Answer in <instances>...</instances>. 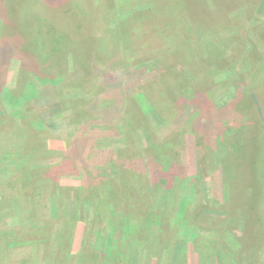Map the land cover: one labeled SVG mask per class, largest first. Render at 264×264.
<instances>
[{
    "label": "rangeland",
    "instance_id": "rangeland-1",
    "mask_svg": "<svg viewBox=\"0 0 264 264\" xmlns=\"http://www.w3.org/2000/svg\"><path fill=\"white\" fill-rule=\"evenodd\" d=\"M89 2L0 0V44L4 45L0 50V66L6 64L0 77L1 89L12 90L13 96H18L26 90L28 81L33 80L34 91L42 90L40 97L32 99L38 101L37 107L28 109L22 116L14 114L15 129L0 133V241L4 237L14 239L13 243H7L9 238L7 242H0L2 264H85L90 261L88 256L78 262L76 253L83 247L86 217L91 219V208L71 200L76 189L82 186L84 175L94 178V173L102 186L115 185V204L121 211L131 212L136 235L144 240L138 247L147 249L151 229L148 226V230H144L147 214L143 216L142 210L147 211L149 198L156 195L153 172L164 174L158 180L171 183L175 188L172 194L166 192L167 197L174 196L170 205L167 200H158L153 209L156 215L163 217V223L156 222L153 231L160 240H169L170 247L151 244L148 252L140 250L137 255L126 250L123 260L108 264H264V209L253 213L251 189L241 192L251 176L247 174L246 180L238 182L237 190L230 181L224 182L222 167L217 162L221 156L219 150L226 148L225 140L232 138L218 136L217 147L207 151L205 139L202 136L199 139L184 121L177 126L175 141L171 140L173 142L161 152L149 154V132L154 131L155 136L162 125V136L166 128L173 129L174 121L179 122L185 112L192 111V106L173 114L172 121H168L173 99L169 98L166 85L170 88L172 81L164 85L150 86L149 83L141 88V82H136L139 75L124 77L141 63L167 58L175 61L172 70L184 73L188 81L215 85L225 77L229 79L232 64L237 66L236 62L243 60L247 65L239 66L241 70L237 68L239 74L251 92L256 90L264 106V62L257 61L264 56V48H253L257 43L256 31H264V0H199L196 3L190 0H101L99 5H92L97 8L91 9L92 12L87 5ZM250 9L255 15L252 18L247 14ZM11 40L14 44L19 41L21 50H15ZM198 58L201 65L195 66ZM99 69L111 73L108 80L103 78V84L108 85L110 91L114 90L115 95L108 94L115 97L100 98L97 88L100 79L96 78ZM37 70L50 77L59 76V83L44 82ZM71 70L77 72L72 74ZM225 72L229 74L225 76ZM184 79L182 74L179 81ZM173 89L175 86L170 90ZM227 89L234 97L235 88ZM241 89L247 99L256 94L252 95L244 87ZM123 90H128L132 96L136 93V99H123L121 105L117 104ZM11 98L10 95L0 96V116L5 113L10 116ZM196 99H211V96L199 93ZM236 99L241 105L237 107L240 116L246 115H238L242 122L249 119L248 113L256 121L264 119V111L257 108L249 111L244 108L241 97L236 96ZM64 105L74 107L75 111L71 112H78L77 118L83 108L86 114L83 112L78 122L72 121L75 118L70 111L63 112ZM109 105H115L120 112L118 117L113 114L117 119L111 128L101 125L107 115L102 108ZM234 106L225 119L235 116ZM61 111L63 114L59 116ZM141 115L145 117L143 121L138 120L137 116ZM50 120L55 123L51 124ZM57 121L60 126L55 127ZM40 122L42 126L37 125ZM32 134H37V139ZM71 137L86 141L70 150L71 156L77 152L85 155L81 165L83 154L76 159L66 156ZM25 165H28V173L40 172L44 178L57 183V187L48 183L42 185L40 193L33 198L22 196L20 192L2 201L5 188L10 187V193L18 189L9 179L21 166L25 169ZM91 165L94 172L90 170ZM87 211L89 217L84 214ZM76 212L79 217L73 215ZM248 212L253 213L254 216H250L254 218H248ZM256 215L262 227L258 233ZM56 216L64 227L56 229L59 235L53 240V228L60 227L59 223L54 226L52 222ZM182 221L186 224L185 231L179 236ZM259 236L263 237L261 244L255 247ZM68 250L72 255H68Z\"/></svg>",
    "mask_w": 264,
    "mask_h": 264
},
{
    "label": "trees",
    "instance_id": "trees-1",
    "mask_svg": "<svg viewBox=\"0 0 264 264\" xmlns=\"http://www.w3.org/2000/svg\"><path fill=\"white\" fill-rule=\"evenodd\" d=\"M180 1H184V0H180ZM100 2L101 0H96V1L90 0L89 4L87 3V5L90 7V12H92L91 9L93 10L97 9L92 5H99ZM190 2L196 3L199 2V0H190ZM238 4H241V1H239ZM247 7L248 6H246L245 8L247 9ZM247 14L248 15L250 14L249 18L255 16L253 10L251 9ZM256 38H257V43L256 42L254 43L253 48L257 49L258 46H262V48H264V31L261 32L256 31ZM11 44L14 45L13 48L15 50L19 48V41L16 44H14L11 40ZM3 46L4 45L0 44V50L2 49L1 47ZM13 48L11 50L12 55H14L15 53V50ZM18 50L21 49L19 48ZM222 51L225 52L226 50L224 49ZM9 57L12 58L13 56H9ZM199 57L201 59V55ZM31 60H33V58ZM257 61L264 62V56L262 55V57H258ZM199 63L201 65V60L199 62V58H198L195 66L198 65ZM174 64L175 61L169 60L167 58L153 59L137 65V67H134L132 71L127 73L128 75L127 74L124 75L125 78H127V76H129L130 74H132L133 76L139 75L136 82H141L139 84L141 88L146 87L149 83L150 86L155 83L164 85L167 84L169 80L172 81L170 88L166 85V87L168 88L167 91L169 93V98L173 99L172 100L173 104L170 108L171 111L169 113L170 118H168V121H172L173 114L178 113L179 111H185L188 105L192 106V111L185 112L183 118L179 119V122L177 121L178 119L174 121V123L171 125L173 126V129L170 127L166 128L167 130L165 129L163 131L162 136H161L162 125L159 126L160 130L157 133H155V136H153L154 131L149 132L150 133L149 134L150 143L148 146L149 154L152 155L154 154L153 152H161L163 149H165V147L169 146L168 143L170 142L172 143L173 141H175L179 128L177 126H180L181 123H183L184 121H186V123L190 125V127L192 128V130L199 139H202L201 136L203 137V139H205L204 144H205V148L206 149L208 148L207 151H212L217 147V142L219 140L218 136L222 135V136H229V138L231 137L232 139L225 140L227 143L226 148L223 147L222 149H220L219 151L221 152V156H219L218 159L216 158L218 164H220L222 167L224 182L227 184V182L230 181L231 185L233 184L236 187H238L237 188L238 190L240 188L238 182L243 181L247 174L251 176L250 182L245 179L246 183L247 182L248 183L246 184V188L244 190H241V192L244 193L245 191L251 189L250 195L252 202L254 203L253 213H256L257 210H259L261 213V211H263L264 209L263 207L264 206V119L262 121H256L255 119H251L249 113L248 114L246 113L247 116L249 115V119L242 122V119L240 117L241 116L244 117L246 115L243 114L240 116V113L237 109V107L240 105L239 99H236V96L241 97L244 103L242 101L240 102L243 103L244 108L248 109L249 111H253L254 108L261 109L262 111H264V106L260 101L263 99H260L258 93H256V90L252 89L253 92L250 91L246 82H243V79L241 77L242 74H239L241 70L239 66L242 67L246 66L247 65L246 61L243 60L241 62L237 61L236 62L237 66L235 64H232L233 68L230 71L232 75L230 76L229 73L225 72V76L229 74V79L225 77L224 81H222L221 83L216 82L215 85L214 84L207 85L201 82L199 85H197L196 82L188 81L184 73L172 70ZM5 66L6 64L0 66V77L5 71L4 69ZM237 68H239L240 70ZM37 71L39 73L38 77L40 79L42 78L44 82L46 80L50 84L59 83L58 82V79L60 78L59 76H57L58 78L57 79L53 76L50 77L49 75H46V73L42 72V70H37ZM75 72H77V70L76 71L71 70L72 74H75ZM96 72H97L96 78L100 79L99 80L100 82L95 81L97 82L98 90H100L99 91L100 98H102V96L104 95L106 97L108 96L112 97L113 95H109L108 92L114 94V90L110 91L108 85L103 84V78L108 80L109 77L111 76V73L104 72L100 69L99 71L97 70ZM182 74L184 75L185 79L182 82H180L179 78L182 77ZM66 78L70 79L71 77L67 76ZM33 82H34L33 80L28 81L26 90L23 93H20L18 96H13L12 90L8 91L6 89H1V85H0V96L10 95V97L12 98L9 100L12 101L11 108H13L10 113V116L8 115V113H5L2 116H0V133L4 132L5 129H9V131H13L15 129V126L12 124L15 122V119L12 117L14 116V114L15 115L19 114L18 116H22L27 112L28 109H31L32 107H37L38 101L35 100L34 103L32 99L35 97L37 98V96L40 97L42 94V90L37 89L36 91H34ZM174 86L175 89L171 91L170 89ZM228 87L230 88L234 87L235 91H237L234 94V97L228 93V89H227ZM243 87L246 91L252 93V95L256 93L255 96L251 97V99H247L245 97V93H243L241 89ZM127 91L123 90L121 92V95L119 96L121 99L119 98L117 104L119 103V105H121L123 99H136L134 97L136 93H133L134 96H132L129 95ZM205 92L211 96V99H196V96L199 93H203L205 95L206 94ZM188 97L190 99L187 100ZM234 104L236 106V107L234 106V109L236 111V113H234L235 116L229 117L230 119L233 118V120H229V118L227 117L225 119V115H228V111L230 110L231 107H233ZM26 105H28L29 108L26 107ZM115 105H109L106 106L105 108H102V110H104L107 114L105 117L102 118L101 121L102 126L111 128L112 124L117 119L113 117V114L118 117V113L120 112H118L119 109ZM213 106H216L217 108L211 109ZM62 108L64 109L63 110L64 113L69 111L70 112L75 111V108L72 106L70 107L69 105H64V107ZM82 110L83 111L79 113L80 116H78V118H77L78 112L77 113L71 112L73 117L75 118L72 119V121L78 122L79 120L82 119L81 114L83 112L84 114H86L85 112L86 109L83 108ZM63 112L61 111V114L59 116H61ZM137 117L138 120L140 119V121L141 120L143 121V118H145L143 115ZM137 117L135 119H137ZM50 123L54 124L55 122H53V120H50ZM37 125L42 126V123L41 122L37 123ZM55 125H56L55 127L59 125L58 121L57 124ZM215 131H217L219 134H217ZM164 133L165 135H163ZM36 135H34L35 137L34 139H37ZM27 138L29 137L27 136ZM79 138L80 137L78 138L71 137L70 145H68L67 149L65 148L66 156H71L70 150L75 146H77L78 148L80 146V143H82V141L86 143V141L84 140L80 142ZM82 154L83 153L77 152V154H72L71 157H73L74 159L80 158ZM173 155L174 154H172L171 156ZM177 155L178 153H176L175 158L177 157ZM84 157L85 155L83 154V158L79 163L80 165L84 162L85 160ZM3 158L1 160H3ZM23 166L17 169L14 176L9 179L11 182L13 180L14 184H17L18 189L10 193V189H9L10 187L5 188L2 201H4V199L7 200L11 198L12 195H20V192L22 196L33 198L34 196L40 193L39 189L41 188V186L42 185L47 186L48 183L51 184L52 187H55V185L57 187V183L51 182L52 180L50 178L48 177L44 178V176L37 171H29L28 173L27 171L28 165H25V169ZM93 167L94 166L92 165L90 166V170L92 172L95 171ZM124 169L125 168H123V170ZM123 170L122 172H124ZM161 175L164 174H156V172L152 173L153 184H156L155 186L157 187L156 195L155 197L149 196L150 198H149V203H147V211L144 212L145 209H143L142 213L143 216L145 215V213L147 214L144 217V222L147 224V227L144 229L145 232L148 230V226L151 229V233H149V236L147 238L148 240L147 244L150 246L151 244L152 246L157 245V247L160 246V248L163 247L169 248L170 247L169 240L168 241L160 240L157 233L153 231L154 225L158 223L161 225L163 223V217L156 215V212H154L153 210L156 207V203L159 202L158 200L160 201L163 200V202L167 200L168 204L170 205L172 203V199L174 198L173 195L172 198L170 195H168V197L166 196L167 194L166 192H168L169 194L171 192L172 194L175 188H173L171 183H165L158 180V178H160ZM84 177L85 179L84 182L82 183V186L80 185V187L76 189V192L74 193V196L72 197L71 200L74 201L73 203H78L80 206L84 208L86 207L91 208L90 210L91 219L87 220L86 217L87 223L84 233V240L82 241L83 247L76 253V258L78 262L84 261V258L86 259V257L90 256L92 257L91 259L89 257L90 261H86L89 262L90 264H102V263L108 264L118 259L123 260L126 250H128V253L130 252V254L137 255L141 250V247L138 246H140L139 244L143 243L144 240L140 239L139 235H136L137 230L135 228V224L133 220L134 217L131 214V212L130 213L128 211L123 212L115 204L116 202L115 185L113 184L112 187L109 184L106 186L105 185L102 186L101 182H99L100 180L99 176H97L95 173L93 175L94 178H89L88 176L86 177L85 175ZM28 183L31 185H29ZM215 183L217 184L216 177H215ZM253 213L248 212L246 216L247 217L249 216L248 218H254L252 217L254 216ZM84 214L88 216L89 212L88 211L84 212ZM73 215H76L78 217L80 216L78 212H76L75 214L73 213ZM100 217L101 219L98 220ZM255 217L258 220V222H256V224L258 223L256 226V230L258 233V231L262 227L259 226L260 223L259 215H256ZM53 218L54 219L52 222L54 223V226L58 225L59 223L60 227L56 226L55 228H53V231L55 230V233L52 235L51 239L57 240L59 233L56 232V229L57 228L61 229V226L62 227L64 226L61 224L57 216ZM193 218H195V214L193 215ZM185 225L186 224H184V221H182V223L179 225V231H178L179 236L184 233ZM40 228L43 229L42 227ZM94 237H96V241L95 240L92 241ZM6 238H9L8 242ZM262 238L263 237L259 236L257 241L254 242L255 247H258L259 244H261L260 240H262ZM3 240L4 241L6 240L7 243L14 242V239L11 237H4L3 239H1V241ZM100 240H102L101 242L102 246L101 244L98 243L100 242ZM98 245L100 246V248H98ZM148 245L146 246L147 249H145V247H142L141 251L144 252L145 250L148 252L149 250ZM67 253L69 256L72 255V252L69 250ZM58 255L56 256L57 258ZM1 258L3 257L0 256V259ZM57 258H55V260H57ZM105 258H108L109 262L105 263ZM135 260H139V259L135 258ZM86 262L85 264H88ZM0 264H2L1 260H0Z\"/></svg>",
    "mask_w": 264,
    "mask_h": 264
}]
</instances>
